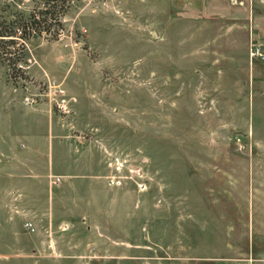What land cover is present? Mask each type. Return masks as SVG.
I'll list each match as a JSON object with an SVG mask.
<instances>
[{"label":"rangeland","instance_id":"rangeland-1","mask_svg":"<svg viewBox=\"0 0 264 264\" xmlns=\"http://www.w3.org/2000/svg\"><path fill=\"white\" fill-rule=\"evenodd\" d=\"M61 14L0 44V264H264V0Z\"/></svg>","mask_w":264,"mask_h":264},{"label":"trees","instance_id":"trees-1","mask_svg":"<svg viewBox=\"0 0 264 264\" xmlns=\"http://www.w3.org/2000/svg\"><path fill=\"white\" fill-rule=\"evenodd\" d=\"M74 0H40L39 6L30 9L23 18H16L10 27L0 25V44H11L16 39L24 41L30 36L50 31L51 26L60 25L61 12L65 14Z\"/></svg>","mask_w":264,"mask_h":264}]
</instances>
